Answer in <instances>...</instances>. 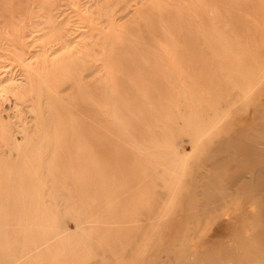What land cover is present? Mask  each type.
<instances>
[{
    "label": "rangeland",
    "instance_id": "1",
    "mask_svg": "<svg viewBox=\"0 0 264 264\" xmlns=\"http://www.w3.org/2000/svg\"><path fill=\"white\" fill-rule=\"evenodd\" d=\"M0 264H264V0H0Z\"/></svg>",
    "mask_w": 264,
    "mask_h": 264
}]
</instances>
